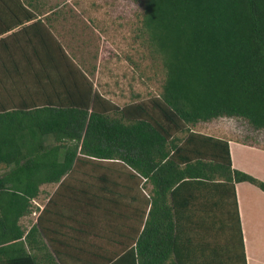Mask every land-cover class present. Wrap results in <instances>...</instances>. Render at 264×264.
<instances>
[{
	"label": "trees",
	"instance_id": "1",
	"mask_svg": "<svg viewBox=\"0 0 264 264\" xmlns=\"http://www.w3.org/2000/svg\"><path fill=\"white\" fill-rule=\"evenodd\" d=\"M142 3V31L162 55L166 77L150 106L118 107L95 92L75 106L0 109V264H41L32 252L39 218L29 230L21 220L32 214L44 184L59 187L43 213L61 198L72 219L86 221L71 228L77 236L71 258L78 261L223 264L214 248L207 254L200 250L198 260L196 247L183 241V211L198 194L213 191L232 200L245 264L234 184L264 190V183L231 168L225 140L193 128L228 117L264 130V0ZM0 5L10 7L15 26L41 19L53 33L52 21L64 16L58 6L40 9L35 0H0ZM41 39L66 57L52 36ZM140 183L142 190L151 187L138 200L134 191ZM101 200L103 217L95 212ZM135 200L141 205L133 211L128 207ZM105 228L114 250L96 245L106 239ZM53 250L58 260L48 256L50 264H64Z\"/></svg>",
	"mask_w": 264,
	"mask_h": 264
},
{
	"label": "crops",
	"instance_id": "2",
	"mask_svg": "<svg viewBox=\"0 0 264 264\" xmlns=\"http://www.w3.org/2000/svg\"><path fill=\"white\" fill-rule=\"evenodd\" d=\"M4 6L0 5V109L46 105L75 106L87 100L89 96L92 97L95 93L91 84L94 74L89 75L82 70L75 57L69 54L66 47L58 40L55 32L53 33L41 19V23L31 20L15 26L14 21L10 20V7ZM46 29L50 30L51 33H48ZM51 36L59 42L64 50L65 58L61 51L58 49L56 51L57 47H54V44L44 46L40 43L41 37L43 40H48L51 39ZM225 141L229 147L231 168L244 172L264 183V150L256 146L254 148L241 144L232 138H226ZM69 183L76 184L75 181ZM141 186V183L138 189L135 186L134 194L138 200L142 196L141 193L147 194L145 190L141 189ZM58 187L59 184L42 185L39 197L32 201L34 206L32 214L21 220L23 223L31 216L34 217L29 226H25L29 230L39 218L38 234L35 242L34 240L32 242L34 245L32 252L37 254L41 264H50L48 256L56 258L53 249L60 252L64 264H89L84 260H76L72 254L73 247L71 246V242L77 239L71 228L78 226V221L85 226L86 221L84 219L78 220L77 217V219H72L67 204L64 206L60 201L61 198L56 206H50L48 211L43 213L49 201L53 200ZM150 187L147 186L148 190ZM234 190L243 239L245 264H264V190L248 182L235 183ZM69 196L68 193L63 200L68 199ZM106 196L108 200V195ZM138 200L132 202L131 207L128 208H134L133 211H136V208L138 209L141 205ZM100 203L102 204L100 209L94 211L103 217L105 214L104 201L101 200ZM193 209L194 207L191 206L183 211L187 215L185 221L183 217L181 219L184 225L193 217ZM81 210L83 213L84 207ZM96 223H98V218ZM133 224L136 227L135 221ZM95 231L90 232V237L94 235ZM103 231L106 239L101 240V242L97 241L96 245L100 246L102 251L114 250L116 245H110V241H108L110 231L108 232V228L103 229ZM97 233L98 230L95 234ZM188 233L187 229L183 230L185 246L188 242ZM214 243L216 244L215 241L209 239L204 244L205 248H202V251L207 254L210 248H215ZM94 248L98 249L97 247ZM89 250L91 251V248ZM72 255L75 258H71Z\"/></svg>",
	"mask_w": 264,
	"mask_h": 264
},
{
	"label": "rangeland",
	"instance_id": "3",
	"mask_svg": "<svg viewBox=\"0 0 264 264\" xmlns=\"http://www.w3.org/2000/svg\"><path fill=\"white\" fill-rule=\"evenodd\" d=\"M35 1L40 9L58 6L63 11L64 16L52 21L56 37L78 64L93 72L90 83L103 99L123 107L150 106V100L158 98L166 78L164 62L142 31V0ZM193 132L264 150V130L257 131L242 119L221 117L196 125ZM221 196L213 191L198 194L194 215L185 224L187 237L196 247L197 258L211 239L223 264H244L232 200ZM33 218L23 225L28 227Z\"/></svg>",
	"mask_w": 264,
	"mask_h": 264
}]
</instances>
